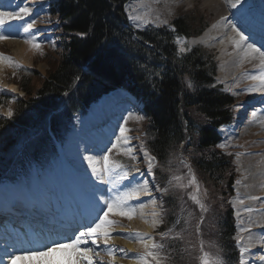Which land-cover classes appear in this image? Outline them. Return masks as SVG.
Here are the masks:
<instances>
[{
	"label": "trees",
	"instance_id": "16d2710c",
	"mask_svg": "<svg viewBox=\"0 0 264 264\" xmlns=\"http://www.w3.org/2000/svg\"><path fill=\"white\" fill-rule=\"evenodd\" d=\"M126 1L54 2L53 11L66 32L63 49L58 57L49 54L55 56L51 68L38 83L33 82L39 76L35 69L21 68L25 95L17 98L11 117L0 115V182H27L31 161L43 171L91 103L125 87L144 105L146 146L158 162L154 174L161 186L169 188L168 212L159 231H166L163 248L171 250L179 246L170 240L183 222L177 215L182 206L179 188L168 184L171 165L184 160L200 178L232 188L236 179L232 156L218 143L220 127L234 120L236 97L215 85L217 63L204 46L187 44L185 52L179 51L178 36L201 33L208 24L204 15L197 19L180 14L172 27L134 28L128 23ZM11 98L0 92L2 102ZM235 222L228 207L218 230L226 264L239 261Z\"/></svg>",
	"mask_w": 264,
	"mask_h": 264
},
{
	"label": "rangeland",
	"instance_id": "374dc122",
	"mask_svg": "<svg viewBox=\"0 0 264 264\" xmlns=\"http://www.w3.org/2000/svg\"><path fill=\"white\" fill-rule=\"evenodd\" d=\"M18 3L15 6H22L23 4H28L29 7L32 8V10H36L34 16L26 17L25 20L30 21V19H36L37 24L35 25V33L38 35H42L41 39H37V42L41 43V48L35 49L29 44V49L32 51L30 55H24L20 52L19 45L21 44L20 40H26L31 35L30 33L25 35H20V31L16 29H10V24L5 25L4 29L0 31H4L5 34L11 33L12 38L7 40H0V54H3L6 58H11L14 63L9 64L7 60L0 61V92H4L7 94L12 95V98L9 99L6 103L2 102L0 100V115L8 116L7 113L9 109H14V106L16 104V100L18 97L25 95V91L22 89L20 85V81L22 79V67H28L31 69H35L39 76L33 77V82L38 83L41 76L47 75L49 69L51 68V58H54L55 56L58 57L61 55L66 32H64V29L62 28V21L58 14L54 13V2L56 0H16ZM133 2H136V0H132ZM147 1V0H146ZM149 0L148 2H150ZM254 1V0H253ZM131 0H127L125 3V12L127 14L128 23L131 27L134 28H145L147 26H170L172 27L173 20L179 16L180 14H190L194 18L200 19L201 15H204V18L208 21V25H213V18L215 20V13L214 10L210 6H204L203 2L201 0H196L195 2H192L190 4H183L182 6H179L175 8L172 13H169L164 16H157L159 19H156V17L149 16L151 23L148 24H141L140 27H137V24L140 22H134L132 19L129 18V13L132 12V15L138 14L139 9L138 7H132L130 5ZM153 5L149 4L145 9H140L141 11L148 12L149 15H152L150 12L155 9L152 8ZM2 7H0L1 9ZM135 8L136 11H132V9ZM3 10V9H1ZM4 11H11V8H6ZM13 11V10H12ZM260 12V11H259ZM214 13V15H213ZM153 16V15H152ZM163 21H167V23H163ZM13 22V21H12ZM11 23V22H10ZM20 25L25 23V21H18L16 22ZM195 27L199 26V22H195ZM178 38L182 41L183 47L186 48L187 44L190 45H202L204 46L210 53L214 55V59L217 63V73L215 76V85L220 86L222 90H225L229 92L231 95L236 97V102L233 104L234 109V120L232 123L224 124L221 129V139L218 143L219 145L227 144L228 147L222 148L223 151L228 153L230 156H232V164L234 167V173H235V181L232 186V188H228V185H225L224 187L216 185L215 182H212L211 180L207 178H200L199 175L196 173V171L193 169V171L196 174L197 180L200 185V198L205 203V205L208 208V211L205 213H201L200 208L198 205H196L191 199L190 194H195V187H189L186 189H180L178 195L181 196V207L178 208L177 215L179 214V221L182 224V227L177 230L174 235L175 238L171 235L170 242H173L176 245L175 249L171 250H165L163 248L161 250V254L163 256L169 257L167 261H165V264H200V261L198 257L200 256V241L203 240L204 242V250L210 252L213 256L219 254L222 258L221 248L219 246V221L221 220L223 213H225L226 209L230 207V209H233L234 216H235V227H236V233L234 235L236 243H237V234L238 230L241 227H247V228H253L252 226H246V223L249 221L250 215L254 212H257V202L258 199H248L249 201H255L254 206L252 205L253 211L248 212L245 211L246 208L242 207V204L240 203L241 200L245 201L243 197L241 196L239 189L243 190L244 193V180H245V166L243 164L244 157H243V150L249 146V144L246 142H249V136L247 132L250 128V121L253 118L252 113L256 112L259 113L261 110V106L264 104V98H259V100H252L249 99L250 95L247 88H238L232 84V82H228L224 80V78H219L221 73V65L220 60L222 64V53L220 54L218 52V49L216 47H212L211 45L202 43V42H196L194 41L195 37L187 38L185 36H178ZM180 45V44H179ZM211 46V47H210ZM181 47V45H180ZM56 53V55H52V57L49 54ZM218 53V54H217ZM220 58V59H219ZM33 76V75H32ZM219 76V77H218ZM257 80L248 79L245 83L249 82H255ZM238 88V89H234ZM114 94L117 93L119 96L122 94L124 99L128 102H132L133 106L127 108V111L124 113V119H123V126H128L130 129L131 136H133L134 140V146L136 147V152L134 154L137 156L136 161H132L128 156H125L122 151L113 150L112 153V159L117 160L125 165L133 166L140 168V172H133L135 178L137 181L142 180H148L150 187L153 185H159L161 189L165 188L160 185V183L157 181L156 177L153 179L152 174H150L147 170V161L145 157L143 156V152L146 150L150 153L146 146V132H145V126L147 123V117L144 113L143 108H141V103L138 101L137 105L133 102V99L130 98V95L125 91L117 90L113 92ZM108 94L105 95V98L112 95ZM248 97V98H247ZM102 99V100H103ZM101 100V101H102ZM250 100V101H249ZM263 100V102H262ZM100 101V102H101ZM255 104H253L252 102ZM98 102V103H100ZM257 104V105H256ZM98 108V107H97ZM249 110V113L247 112ZM244 118H241V114ZM131 114V115H130ZM137 116H143L145 117L143 120H137ZM90 117V111L87 116H80L77 118V122H75L74 125H72L71 130L69 131L67 137L65 138L63 144H59V153L54 157L52 162L49 166L45 167L43 171L39 172L38 166L34 161H31L29 163L30 169H31V176L25 184L23 183H15V182H2L0 184H8L13 183L14 187L20 188L25 187L27 193H32V190L36 189L37 191L47 190L49 194H54L49 190L47 185V181H49L53 176L63 175L66 179H70L74 185L75 189L80 184L82 187L85 180L89 176V164L85 162L84 160V154L82 153L83 150L82 145L86 144L87 140V127L86 122L89 120ZM128 121L127 125H125V121ZM86 129V130H85ZM264 131V128L262 129ZM261 132V131H260ZM259 132V133H260ZM85 134V136H84ZM231 135V136H230ZM243 137H242V136ZM241 136V137H240ZM246 136V140H244V137ZM239 137V138H238ZM248 137V138H247ZM238 138V139H237ZM237 141V142H236ZM239 142V143H238ZM262 144V143H261ZM111 145L107 146L110 147ZM261 146V145H260ZM105 147V148H107ZM191 150V149H190ZM189 150V151H190ZM187 153V152H186ZM104 154V150L99 154L100 157ZM151 154V153H150ZM152 155V154H151ZM153 156V155H152ZM99 157V159H100ZM187 159V156H186ZM185 159V160H186ZM181 161L174 163V165H171L172 170V176L173 175H180L184 177L183 183H187L189 177L187 176L188 169L183 171L184 166L181 163ZM102 160L101 165L99 167H102ZM158 166V163H157ZM156 166V167H157ZM155 167V168H156ZM155 168H153V173ZM137 173V174H136ZM143 173V175H141ZM76 175V176H75ZM75 177L78 178L79 183H75ZM144 177V178H143ZM142 180H139L141 179ZM236 181H240L239 184L236 183ZM243 181V182H242ZM175 183V182H174ZM47 186V187H46ZM172 188H176L172 186ZM205 190H207V194L205 195ZM77 194V193H76ZM245 194V193H244ZM63 198H65V202L68 204L70 203H78L79 196L73 197L72 194L64 193ZM250 197H256V195H252ZM155 198L157 200V205L155 209L151 206V204H148V207L144 209H147V213L150 214V216H145L146 219L151 220V213L153 211L160 212V216L157 217V219L161 220V223L158 225V227L153 228L152 226L149 229L147 226L150 223H145L144 219H141L139 216H137L135 219L128 221L126 218L121 217H113V219L121 218L122 220L120 223L124 226V228H127L125 230H122L121 232L117 233H148L149 235L155 237V242L163 244L165 246V242L163 241V237L161 236L159 228L161 225H163L164 221L166 220L167 215V207H166V200H165V193L164 192H158L156 191L155 187H152V195L147 197L140 198L139 201H137L136 204L139 203H147L150 201V199ZM69 203V204H70ZM261 204V203H260ZM50 205V202L43 203V205L37 204L39 207H47ZM68 210H65L64 213H66ZM237 212H239V216H237ZM3 213V212H2ZM59 212H56L55 214H58ZM191 213V216L189 215ZM65 215V214H64ZM3 216L5 214L3 213ZM66 216V215H65ZM201 216H203V223H200ZM5 218V217H4ZM247 218V219H246ZM246 221V222H245ZM197 226H199V232L197 231ZM256 225H254L255 227ZM144 231V232H143ZM114 233L113 235H118L122 237L121 235ZM244 233H240L241 236L244 238ZM247 234V232H246ZM249 235V234H248ZM165 239V236H164ZM126 240L125 243L127 244L129 239H122ZM135 242V241H131ZM137 243V242H135ZM241 244L246 246V240L244 243V239L240 241ZM138 249H136V252H130L127 250V246H121L120 249H124L127 251L128 255L125 256L124 253L121 252L120 256H123V258L133 259L134 256L137 254L143 253L144 249L142 246L137 245ZM238 247V245H237ZM135 250V249H134ZM180 250V253H179ZM239 250V247H238ZM193 251H197L196 256L194 258V254L192 255ZM101 253H104L103 251ZM178 253V254H177ZM240 253V252H239ZM105 254V253H104ZM240 257V254H239ZM134 260V259H133ZM239 260V259H238ZM105 264H110L109 262H105ZM226 264V263H225ZM239 264V261L236 263Z\"/></svg>",
	"mask_w": 264,
	"mask_h": 264
},
{
	"label": "bare ground",
	"instance_id": "6f19581e",
	"mask_svg": "<svg viewBox=\"0 0 264 264\" xmlns=\"http://www.w3.org/2000/svg\"><path fill=\"white\" fill-rule=\"evenodd\" d=\"M136 0L133 2L131 0L130 5L132 7H138L139 15H143L144 11L140 9H145L149 4L153 5V9L150 13L153 15H149L151 17L164 16L175 10L176 7L182 6L183 4H190L195 2L196 0ZM198 1V0H197ZM204 6H210L215 13V20L213 18V28H209L207 31L205 30L200 35L195 37L194 41L202 42L212 47H216L218 52L221 55L222 64L220 60V77L224 78V80L228 82H232L234 86L238 88H251V87H259L260 81L257 80L255 82L245 83L248 79H250L253 75H258L261 71V61L257 54H252L246 56V47L237 48L233 43L234 39H238L236 32L233 30L232 25L235 24L241 31L245 32V35H248V31L242 27L240 23V17L236 15L239 9L244 11V19L247 20L249 24H252L256 27L257 32H259V22L262 18H264V0H244L242 5H238L237 8L230 7V0H201ZM16 0H0V7H2L0 11L6 10V8H11L12 10H18ZM23 6V5H22ZM260 11V12H259ZM36 10H32V17L34 16ZM213 13V15H214ZM135 14V15H138ZM31 20V19H30ZM18 21H13L10 23V29H16L20 31V35H25L28 33L23 32L20 27V24L16 23ZM138 22V21H137ZM136 23V22H135ZM210 27V26H209ZM35 31V28L33 32ZM35 33V32H34ZM36 34V33H35ZM37 35V39H41L42 35ZM30 38V36H29ZM28 38V39H29ZM21 39L19 49L20 52L24 55H30L32 52L29 49L28 40ZM259 40V35L256 36V42ZM251 42V40L249 41ZM210 46V47H211ZM260 46L257 45V47ZM264 51V49H262ZM218 54V53H217ZM220 59V58H219ZM234 88V89H238ZM119 91V90H118ZM249 92V91H248ZM111 94V93H110ZM249 99L259 100V98H264V90L261 91H253L249 92ZM125 96L122 94L119 96L117 93H113L107 98L103 99L100 103H93L89 109L90 117L86 122L87 131V140L86 144L82 145V150L84 154V158L86 156H95L98 160L99 154L105 149V147L115 143V139L120 135L119 128L123 126L124 113L127 111V108L132 107L133 103L130 101H126L124 99ZM248 98V97H247ZM256 100V101H257ZM250 101V100H249ZM252 102V101H251ZM263 102V100H262ZM255 104L254 102H252ZM257 105V104H256ZM98 107V108H97ZM249 113V110L247 111ZM246 114H241V118H244ZM244 115V116H243ZM128 127V126H126ZM264 104L261 106V110L257 113L256 117H253L250 121V128L247 132L250 141L246 142V144L250 143L245 150H243L244 161L243 164L245 166L246 174L244 180V193L242 189H239V192L243 199L242 207L251 208L255 201H249L248 199L252 195H256L258 197V206L257 212H254L250 215L249 221L246 223V226H252L250 231L245 232L244 243L246 240V246H248L249 251L246 253L247 264H264V259H261L264 256ZM86 130V129H85ZM261 131V132H260ZM260 132V133H259ZM85 136V134H84ZM128 136L131 138L130 145L134 152H136V147L134 146L133 136H131L130 131L128 132ZM231 136V135H230ZM242 136V135H241ZM240 136V137H241ZM243 137V136H242ZM239 138V137H238ZM237 138V139H238ZM246 136L244 137V140ZM248 138V137H247ZM237 142V141H236ZM239 143V142H238ZM262 143V144H261ZM261 145V146H260ZM121 147H124L123 145ZM86 160V159H84ZM87 162V160L85 161ZM88 163V162H87ZM100 163L97 165L99 167ZM89 176L92 180L96 181V185L102 189L107 190L111 187L110 184H100L98 180L94 176H91L92 169L89 167ZM135 174V173H134ZM133 174V176H134ZM137 174V173H136ZM76 176V175H75ZM135 177V176H134ZM144 178V177H143ZM75 180V183H79V181ZM88 179V178H87ZM103 179L107 180L108 177L104 176ZM139 180H142L139 179ZM12 182V181H11ZM243 182V181H242ZM125 184L128 182L125 181ZM46 187L51 190L52 194H49L47 190L37 191L36 189L32 190V193H27L26 188L20 187L15 188L13 183L8 184H0V206L3 203L13 202L18 198L31 197L33 203L35 205L50 202V205L47 207H39L42 208L43 212L53 216L56 212H59L60 215H66L67 220L64 224L68 231H70L69 222L71 220V209L76 206L77 203H66L65 198H63L64 193L72 194L73 197L79 198L81 197L85 183L82 187L80 184L75 189L74 183L70 179H66L63 175L53 176L47 183ZM150 186V184H149ZM77 193V194H76ZM110 194V193H109ZM152 195V194H151ZM25 196V197H24ZM147 197V196H141ZM257 200V199H256ZM133 205L136 204L137 201H131ZM148 203V202H147ZM261 203V204H260ZM152 206V205H151ZM254 206V205H253ZM65 210H68L66 213ZM145 216H150L147 213V209L145 210ZM3 213L0 212V218H4ZM135 219V218H134ZM247 219V218H246ZM117 220H122L121 218H117ZM137 220V219H135ZM246 222V221H245ZM254 225H256L254 227ZM151 229V224L147 226ZM64 228V229H65ZM127 228L117 227L116 233L121 232ZM128 230V229H127ZM67 231V232H68ZM66 232V231H65ZM72 232L69 233H55L45 229L43 226L35 227V229L28 228L25 225H17L12 224L10 221L0 219V250L2 252H7L4 257H2L1 264H11L12 256L19 255L21 252L32 251L42 249L48 244H50L53 240L55 241H66L71 235ZM144 232V231H143ZM145 233V232H144ZM249 234V235H248ZM113 240L111 241V245L115 246L117 249H120L121 246H127V250L130 252L138 249L137 245L141 246L139 243L122 240L124 238L113 235ZM251 237V239H249ZM8 238V239H6ZM11 241H8V240ZM18 242L22 243L25 247L21 248V250H17L13 245ZM103 247V245H102ZM135 249V250H134ZM13 250L15 252H13ZM121 252L117 251L115 264H136V261L133 259L127 260L120 256ZM105 262H111V258L106 256L104 253H101ZM16 264H41L40 261H17Z\"/></svg>",
	"mask_w": 264,
	"mask_h": 264
},
{
	"label": "snow or ice",
	"instance_id": "6c2138e0",
	"mask_svg": "<svg viewBox=\"0 0 264 264\" xmlns=\"http://www.w3.org/2000/svg\"><path fill=\"white\" fill-rule=\"evenodd\" d=\"M244 0H230V7L237 8L238 5H242ZM132 11H136L135 8ZM240 17V23L248 31V35H245L244 31H241L235 24L232 25L233 30L236 32L238 39H234L233 43L237 48L246 47V56L257 54L261 61V71L258 75H253L250 78L253 80H259L261 83L259 87H251L249 92L264 90V18L259 22V32L252 24H249L244 19V11L239 9L236 13ZM32 16V8L28 4L18 6V10L13 11H0V30L4 29L5 25H9L12 21H25L20 25L21 29L25 33H30V38L26 41L31 44L35 49L41 48V43L37 42V35L33 32L36 19L30 21L25 20L26 17ZM129 18L134 22H140L141 24H148L152 21L149 18V13L146 11L143 15H132L129 13ZM159 19V17H156ZM167 23V21H163ZM174 30V29H173ZM259 35L260 46L257 47L256 36ZM12 38L11 33L5 34L4 31H0V40H7ZM251 40V42H249ZM177 43L181 45L179 51L185 52L183 47L184 41L177 38ZM7 60L9 64L14 63L11 58L4 57L0 54V61ZM189 82V87H191ZM7 115L11 117L13 112L9 109ZM131 115V114H130ZM253 117L257 116L256 112L252 113ZM145 117L137 116V120H143ZM128 121H125L127 125ZM130 129L126 126L119 128L120 135L116 137L115 143H112L110 147L104 149V154L98 160L95 156H86L89 166L92 169L91 176H94L100 184H110L111 187L107 190H102L96 185V181L91 177L85 180L84 191L79 198L78 203L71 209V220L69 227L73 228L72 235L66 241L53 240L50 244L42 249L21 252L19 255L12 256L11 264H16L17 261H40L41 264H105L101 252L103 251L106 256L111 258L110 264H115L117 251L128 255L124 249H117L111 245L113 240V234L116 233L117 227H124L120 221L113 219V217L126 218L128 221L133 220L137 216L144 219L145 223H150L153 228L158 227L161 220L157 219L160 216V212L153 211L151 213V220L145 218L144 209L151 204L155 209L157 200L155 198L150 199L148 203H139L133 205L131 201H139L141 196H151L152 187H155L156 191L167 193L168 187L161 189L159 185L149 186L148 180L137 181L133 176V172H140V168L125 165L117 160L112 159L113 150L122 151L125 156H128L132 161L137 160V156L134 154V149L129 146L131 138L128 136ZM124 147H121V146ZM219 147L226 148L227 144L219 145ZM143 156L147 161V170L152 174L153 179L155 174L153 168L157 166V160L155 156H152L146 150L143 152ZM102 160V167L97 165ZM181 163L188 169L187 176L189 177L187 183H183L184 177L180 175H173L168 181L170 186H174L180 189H186L189 187H195V194H190V199L199 206L201 213L208 211L207 206L200 198V185L197 180L196 174L193 171L190 164L182 160ZM143 175V173H141ZM107 176L108 179H103ZM128 183L125 184L124 182ZM175 182V183H174ZM237 184L240 181H236ZM110 193V194H109ZM207 190H205V195ZM250 199H258V197H250ZM243 204V200L240 201ZM245 211L251 212L253 209L247 208ZM237 212V216H239ZM191 216V213L189 214ZM179 222V221H178ZM200 223H203V216H201ZM199 232V226H197ZM247 227H241L237 234V245L239 247L240 257L239 264H247L246 253L249 248L240 243L243 240V236L240 233L249 232ZM122 238L129 239L139 243L144 249L143 253L137 254L133 257L136 264H165V261L169 259L167 256L161 254V250L164 245L155 242V237L148 233H117ZM167 233H161V236H166ZM175 238V237H173ZM251 239V237H249ZM103 245V247H102ZM200 256L198 257L200 264H225L223 258L217 254L213 256L210 252L204 250V242L200 241ZM264 259V256L261 257Z\"/></svg>",
	"mask_w": 264,
	"mask_h": 264
}]
</instances>
